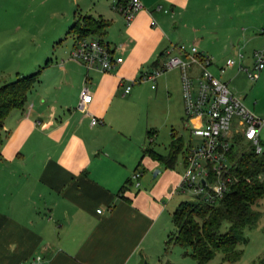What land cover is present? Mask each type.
Returning a JSON list of instances; mask_svg holds the SVG:
<instances>
[{
	"label": "crops",
	"instance_id": "0c3cea01",
	"mask_svg": "<svg viewBox=\"0 0 264 264\" xmlns=\"http://www.w3.org/2000/svg\"><path fill=\"white\" fill-rule=\"evenodd\" d=\"M206 1L140 0L142 8L128 22L117 9L118 0L65 1L62 24L46 36L50 40L32 48L27 66L39 68L36 80L25 91L22 106L10 109L2 121L0 264H140L141 255L146 256L144 263L159 264L164 185L175 177L158 170L154 182L142 186L139 181V190L128 191L129 174L140 163L153 165L142 151L157 133L143 112L137 85L142 81H133L125 93L122 89L139 73L156 67L167 47L183 39L212 57L213 71L225 57L235 58L241 50L238 37L232 35L221 51L191 35L197 29L189 18L205 9ZM218 5L212 1V6ZM241 6L232 16L236 22L255 6L262 25L264 0L243 1ZM75 13L107 22L103 36L92 37L119 45L115 53L121 61L110 70L86 69L68 56L74 38L66 31ZM150 19L155 24L150 25ZM260 25L254 31L264 38ZM171 31L177 38L166 42L165 34ZM179 33L186 36L180 38ZM255 48L240 51L242 63H250ZM239 71L232 64L223 71L228 79L219 77L227 84ZM165 72H174V80ZM178 78L177 68H171L159 73L155 82L173 92L171 103L178 106L176 115L184 126ZM84 80L91 95L86 115L76 107ZM149 89L146 98L153 100L155 86ZM90 115L98 122L89 124ZM174 131L170 138L177 136Z\"/></svg>",
	"mask_w": 264,
	"mask_h": 264
},
{
	"label": "rangeland",
	"instance_id": "374dc122",
	"mask_svg": "<svg viewBox=\"0 0 264 264\" xmlns=\"http://www.w3.org/2000/svg\"><path fill=\"white\" fill-rule=\"evenodd\" d=\"M65 1L68 0H0V82L12 80L15 76L32 71L34 65L27 66L32 57V48L36 43L42 44L50 40L46 36L52 32L59 22L62 24L64 18L61 12L62 9L65 10L66 8V6H63ZM212 1L207 0V7L201 11L196 10V14L189 18L191 21H188V23L192 22V27L197 29L190 34L194 35L199 41L201 40V44L212 45L215 49H221L222 51L228 39L234 35L242 42L240 45L242 51H246L250 47L264 46V38L255 33L260 25L254 12L255 6L247 9L249 14L236 22L232 16L244 7L241 4H243V1L247 2V0H215L219 4L216 8L212 6ZM228 16H231L232 20L229 21ZM260 26L264 28V18H262V25ZM188 28L189 24L185 29ZM177 35L176 32H167L164 40L174 42ZM185 36L186 33H181V35L179 33L180 38ZM187 40L183 39L179 42L185 44L188 42ZM210 70L215 75L221 76L222 79H228L224 72L219 75L215 70ZM165 73L168 76L172 73L170 79L174 80V72ZM148 83L149 81H142L137 85H140L141 94L144 98L143 112L144 114L147 113L149 126H153L154 131L157 133V136L153 137V141L148 143L150 148L153 149L152 147H154V150L159 153L166 152L170 142L169 132H172L173 129L175 130L174 133L182 139L183 147L188 142H198V137L190 132V129L196 126L194 118L188 117L184 122V126L181 125L182 119L178 117V114L176 115V112L179 113L180 110L176 104L171 103L173 92L162 88L154 80L153 86L156 89V98L150 100L146 98L151 91ZM227 87L235 96L240 98L252 113L264 119V56L262 67L254 73L252 79H248L240 70L239 74L227 81ZM174 120H177V122L174 123ZM260 141L264 143V125L260 131ZM144 157H148L149 163H153V165L142 166V163H140L136 169L142 173V176L140 175L138 178L142 186L146 181L152 183L157 179V177L151 176L153 169L160 170L161 175L166 171V177L176 178L180 172L178 156H176L174 165L171 168L164 167L161 162L151 159L147 154H144ZM175 178L170 179L164 185L166 190L163 194L164 208L158 219L161 225L159 264H196L189 255L183 253L184 250H188L186 246L170 245L163 249V240L166 234L173 230L170 218L172 208L179 200L191 197L189 192H172L177 179ZM127 186L128 191L131 193L133 190L141 188L133 187L132 184ZM255 209L258 210L255 220L242 229L244 240L240 239L237 242V248L240 250L239 257L233 262L222 261L220 253L217 251L207 261V264H264V201ZM225 225L226 223L223 222L221 229ZM145 257L141 255L140 264H146L143 262Z\"/></svg>",
	"mask_w": 264,
	"mask_h": 264
},
{
	"label": "built area",
	"instance_id": "2783aa9c",
	"mask_svg": "<svg viewBox=\"0 0 264 264\" xmlns=\"http://www.w3.org/2000/svg\"><path fill=\"white\" fill-rule=\"evenodd\" d=\"M140 8V0H126L117 7L125 22ZM149 24H155L154 20L150 19ZM118 48L119 45H108L96 37L82 36L74 38L68 56L86 69L105 72L121 61L120 55L115 53ZM172 49L175 52H170ZM165 54V58L156 67L139 73L135 79L124 84L122 91L127 92L133 81H149L150 87H153L159 73L177 68L182 113L185 118H194L196 126L190 132L199 140L196 143L188 142L183 147L178 161L181 171L172 192L185 191L212 202L236 179L231 174L227 158L232 136L239 134L255 153L260 152V131L264 119L252 113L239 97L229 91L226 82L210 70L212 57L198 51L195 45L170 44ZM263 56L264 48L252 49L249 53L250 63L246 65L242 63L243 54L239 51L235 58L225 57L222 64L215 66V72L220 75L226 67L236 64V69L252 79L263 65ZM90 97L89 87L84 80L77 93L76 107L85 115V106ZM96 122L98 119L90 115L89 124ZM147 141H150L148 136ZM140 174L136 169L129 174L133 187L139 186ZM38 258L36 255L35 259ZM16 264L30 263L19 261Z\"/></svg>",
	"mask_w": 264,
	"mask_h": 264
},
{
	"label": "trees",
	"instance_id": "16d2710c",
	"mask_svg": "<svg viewBox=\"0 0 264 264\" xmlns=\"http://www.w3.org/2000/svg\"><path fill=\"white\" fill-rule=\"evenodd\" d=\"M125 1L118 0V6ZM106 25L107 22L101 18L75 13L66 32H70L73 38L87 35L101 38ZM38 69L37 67L12 80L0 82V130L8 111L22 106L25 91L36 80ZM182 149V139L171 135L166 152L159 153L146 146L142 154L171 168L176 156L180 158ZM227 158L235 181L212 202L198 195L179 200L170 212L173 230L166 234L163 249L170 245L186 246L188 250L183 253L189 255L196 264H207L217 251L222 261L233 262L239 257L237 242L244 240L242 229L253 223L258 214L255 207L264 201V143L261 151L255 153L252 146L242 140L239 134H234ZM125 183L131 184L129 177ZM223 222L226 225L221 229Z\"/></svg>",
	"mask_w": 264,
	"mask_h": 264
},
{
	"label": "water",
	"instance_id": "95a60500",
	"mask_svg": "<svg viewBox=\"0 0 264 264\" xmlns=\"http://www.w3.org/2000/svg\"><path fill=\"white\" fill-rule=\"evenodd\" d=\"M157 171V169H153V171L151 172V176L153 177L157 173Z\"/></svg>",
	"mask_w": 264,
	"mask_h": 264
}]
</instances>
